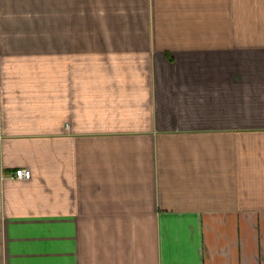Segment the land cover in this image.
I'll return each instance as SVG.
<instances>
[{
	"label": "crops",
	"instance_id": "crops-1",
	"mask_svg": "<svg viewBox=\"0 0 264 264\" xmlns=\"http://www.w3.org/2000/svg\"><path fill=\"white\" fill-rule=\"evenodd\" d=\"M0 264H264V0H0Z\"/></svg>",
	"mask_w": 264,
	"mask_h": 264
},
{
	"label": "built area",
	"instance_id": "built-area-1",
	"mask_svg": "<svg viewBox=\"0 0 264 264\" xmlns=\"http://www.w3.org/2000/svg\"><path fill=\"white\" fill-rule=\"evenodd\" d=\"M31 170L28 168H24V167H20L17 168L14 173H13V177L15 178H23V179H28L31 177Z\"/></svg>",
	"mask_w": 264,
	"mask_h": 264
}]
</instances>
